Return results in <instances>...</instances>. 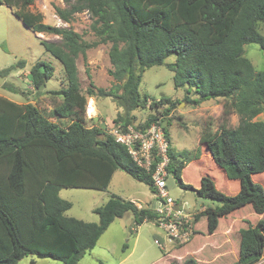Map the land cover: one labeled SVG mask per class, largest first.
<instances>
[{"label": "trees", "instance_id": "16d2710c", "mask_svg": "<svg viewBox=\"0 0 264 264\" xmlns=\"http://www.w3.org/2000/svg\"><path fill=\"white\" fill-rule=\"evenodd\" d=\"M34 1L0 0V5L13 9L34 33L61 38V45L42 38L41 44L62 64L67 87L52 92L63 98L53 111L55 117L71 124L64 127L50 121L34 104H18L0 96V264H19L27 257L79 264L116 219L131 214L138 227L158 218L153 209L139 208L117 195L94 209L99 223L66 216L73 204L60 197L62 189L104 191L116 171L155 193L150 174L134 162L124 145L106 134L102 125L86 126L87 96L81 91L77 59L82 56L86 65L88 50L99 45H110L108 73L113 84L106 89L91 82L87 95L111 98L123 109L113 120L115 124L135 125L134 113L140 109L159 111L168 106V113L176 108L167 97L149 103L151 98L140 93L146 70L164 64L173 72L176 89L197 95L196 99L187 96V103L198 106L225 99L224 114L239 116L237 127L229 128L224 121L218 131L207 128L200 137V144L226 178L239 183V191L232 196L219 191L208 175L201 177L198 188L183 183V171L201 158L202 151L199 148L194 157H185L186 152L175 154L162 116L152 115L138 126L146 129L155 122L162 124L170 142L168 172L182 189L219 203L195 214L194 225L206 218L207 232L213 235L220 219L246 206L264 215V189L254 180L264 173V122L255 120L264 114V71L255 69L244 49L257 44L264 51L260 32L264 0H80L76 4L65 0L69 10L54 5L56 15L65 23L87 10L96 38L93 42L71 27L46 24L43 14L26 11ZM171 56H176L175 63L166 64ZM24 67L25 62L20 61L0 75ZM54 71L52 64L38 61L29 75L40 88ZM87 74L90 76L89 70ZM3 88L24 95L13 84L5 83ZM128 247L126 244L125 250ZM263 253L264 218L240 230L238 259L230 264H255ZM182 264L199 263L188 258Z\"/></svg>", "mask_w": 264, "mask_h": 264}, {"label": "rangeland", "instance_id": "374dc122", "mask_svg": "<svg viewBox=\"0 0 264 264\" xmlns=\"http://www.w3.org/2000/svg\"><path fill=\"white\" fill-rule=\"evenodd\" d=\"M70 1L71 4L80 2V0ZM54 5L64 10L70 9L65 0H35L25 10L43 14L46 24L71 27L87 42L96 40L90 29L92 21L87 10L75 14L70 23H65L56 15ZM13 11L5 4L0 5V71L24 61L25 67L11 71L5 82L18 87L24 92V95L14 94L4 89L2 85L0 86V96L7 97L18 104H34L50 121L67 127L71 121L58 119L53 111L55 106L62 103L63 98L61 95L52 94L53 91H60L67 87L65 73L59 60L46 52L41 44L42 40H47L61 45V38L55 35L34 33L23 25ZM260 32L264 36V24L260 25ZM109 49L110 45L107 44L88 50L86 65L82 56L77 59L82 94L87 96V103L90 99H94L92 101L95 102L98 111L99 119L93 121H87L85 114L87 127L95 123L103 125L106 122H111L117 118L119 112L123 111L111 98L87 95V89L91 82L96 88L106 89L113 84V78L108 73L111 69ZM244 49L246 57L255 69L264 71V51L257 44L245 45ZM38 61L50 63L55 69L53 77L43 83L42 89L34 85L29 75L31 68ZM175 61L176 56H171L166 60V64H172ZM87 69L90 76L87 74ZM140 93L142 96L151 98L149 103L153 102L152 100L156 101L167 97L173 100L176 108L168 113L166 112L168 106L160 107L159 111L149 108L137 110L134 113L135 125H144L152 115L162 116L164 123L168 126L171 146L176 152L175 154L186 152L185 157H194L199 148L202 151L201 161L199 163L191 162L184 170L183 183L198 188L201 177L208 175L215 182L219 191L228 196L235 195L239 191V183L228 180L223 170L214 163L210 154L200 144L201 134L207 128L216 132L224 124V121L229 128L239 125L240 118L236 113L233 112L228 116L224 114V105L227 100L205 101L198 106L187 103L185 101L187 96L190 99H196L197 95L194 91L188 95L187 89H176L173 72L165 64L146 70L140 85ZM255 120L264 122V114L259 115ZM254 180L264 189V173L255 176ZM167 183L171 196L177 201L187 202L188 209L192 214H198L197 212H201L203 208L219 206V203L215 201L201 199L194 192L182 189L173 175L168 177ZM113 195L125 200H136L145 207L150 206L154 201V194L147 185L134 180L123 171H118L110 186L104 191L92 189H62L60 191V197L73 204L66 216L90 223H99L100 218L94 213V209L105 205ZM262 218L264 215H257L250 205L246 206L233 212L226 219L222 218L218 231L213 235L208 234L206 218H202L197 226L198 233H195L192 241L185 247L182 246L184 247L182 250L171 253V244L166 240L165 232L162 229L154 222H146L137 227L133 216L129 214L124 219H116V223H111V225L114 223L112 227L102 235L94 250L84 256V261L81 264H99L100 261L103 264H170L171 261L178 262V260L182 261L188 258L197 260L199 264H230L238 259L240 230L255 226ZM122 223L124 226L127 225L126 229L119 228ZM194 228L197 232L196 224ZM156 239L162 240L164 248L155 244ZM126 244L129 247L125 250ZM172 246V249L181 248L174 244ZM167 253L171 254L166 258ZM213 253L215 255H213L212 261L206 260L212 257ZM43 262L63 264L52 259H37L36 257H27L19 264H44Z\"/></svg>", "mask_w": 264, "mask_h": 264}, {"label": "built area", "instance_id": "2783aa9c", "mask_svg": "<svg viewBox=\"0 0 264 264\" xmlns=\"http://www.w3.org/2000/svg\"><path fill=\"white\" fill-rule=\"evenodd\" d=\"M92 100L94 99L86 104L87 121L98 118L97 106ZM96 126L98 124L95 123L89 128ZM102 126L105 133L124 145L134 162L150 174L155 188L150 208L157 213L158 218L154 223L165 232L166 240L174 245L188 244L195 235V214L190 213L188 203L177 201L170 194L167 183L171 175L167 170L170 163V142L164 126L155 122L143 129L137 125L115 124L113 120ZM155 244L164 248L161 239H156ZM255 264H264V253Z\"/></svg>", "mask_w": 264, "mask_h": 264}, {"label": "crops", "instance_id": "0c3cea01", "mask_svg": "<svg viewBox=\"0 0 264 264\" xmlns=\"http://www.w3.org/2000/svg\"><path fill=\"white\" fill-rule=\"evenodd\" d=\"M39 35H40V34H39ZM39 39H40V37H39ZM2 97H4V96H2ZM5 98H7V97H5ZM7 99H9V98H7ZM9 100H11V99H9ZM122 110H123V109H122ZM119 113H123V111H122V112H119ZM205 150H206V149H205ZM200 161H201V158L198 159V160L195 159V160H193V161H191V162H198V163H199ZM191 162H190V163H191ZM190 163H189V164H190ZM189 164H188V165H189ZM117 173H118V171H116V172L114 173L112 179L117 175ZM183 174H184V171H183V173H182V176H183ZM111 181H112V180H111ZM185 191H187V190H185ZM132 202H134L139 208H150L151 205H152V203H153V202H152L150 206L145 207L141 202H138V201H136V200H133ZM186 203H187V202H186ZM205 209H206V208H203L202 211L205 210ZM197 213H198V212H197ZM127 215H129V214H127ZM127 215H126V216H127ZM126 216H125V217H126ZM228 216H229V215H228ZM228 216H226V217H224V218L226 219ZM202 218H204V217H202ZM202 218H201V219H202ZM122 219H124V218H122ZM133 219H134V218H133ZM201 219H200V220H201ZM118 220H121V219H118ZM220 220H221V219H220ZM116 221H117V220H116ZM116 221H114V223H116ZM114 223H113V224H114ZM145 223H146V222H145ZM199 223H200V221H199L198 223H196V230H197V233H198L197 226H198ZM113 224H112V225H113ZM219 224H220V223H219ZM112 225L109 227V229L112 227ZM219 226H220V225H219ZM119 228L126 229V228H127V225L124 226V223H122V224L119 225ZM109 229H108V231H109ZM217 231H218V230H217ZM217 231H216V232H217ZM185 246H186V245H185ZM185 246H184V247H185ZM170 247H171V250H172L171 253L176 252V251H178V250H182V249L184 248V247H181V248H174V249H172V248H173L172 244L170 245ZM171 253H167V255H166L165 257L167 258V256H169V254H171ZM86 255H87V254H86ZM213 255H215V253L212 254V257L207 258L206 260H208V261L211 262L212 259L214 258ZM171 259H173V258H171ZM177 260H178V259H177ZM83 261H84V257H83L82 260L79 262V264H81ZM183 261H184V259H183L182 261L178 260V263L182 264ZM32 263H35V262L32 261ZM43 263L46 264L45 262H43ZM223 264H224V263H223Z\"/></svg>", "mask_w": 264, "mask_h": 264}, {"label": "water", "instance_id": "95a60500", "mask_svg": "<svg viewBox=\"0 0 264 264\" xmlns=\"http://www.w3.org/2000/svg\"><path fill=\"white\" fill-rule=\"evenodd\" d=\"M6 78H7V76L0 75V86L4 85V83L6 82ZM43 87H44V85H42L40 87V89H42Z\"/></svg>", "mask_w": 264, "mask_h": 264}]
</instances>
